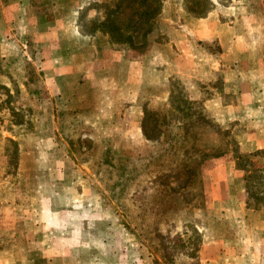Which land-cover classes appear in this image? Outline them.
Here are the masks:
<instances>
[{
    "label": "rangeland",
    "instance_id": "obj_1",
    "mask_svg": "<svg viewBox=\"0 0 264 264\" xmlns=\"http://www.w3.org/2000/svg\"><path fill=\"white\" fill-rule=\"evenodd\" d=\"M209 8V0H171L166 3L165 0H0V73L9 74L6 69L10 67L14 71L12 76L21 73L28 82L27 91L20 90L13 78L10 84L0 82V122H22L25 129L20 146L18 141H11L5 148L10 182L19 180L20 151L25 150V146L34 150L29 147L34 142L42 144L39 150L44 152L37 171L57 179L61 189H67L64 187L68 182L62 180L63 174L66 177L89 175L86 177L85 174L90 191L76 203L78 209L62 212L58 222H53L52 213H42L40 232L44 235L53 233L54 242L49 250L58 253L59 264H230V254L236 251L264 253L262 242L236 243L241 235L257 238L261 236L259 230L264 235L260 223L264 220V212L257 216L248 210L243 216L236 207L238 199L242 202L243 197L247 208L255 211L264 207V180L257 178L255 172V168H259L264 173V147L261 144L264 119L256 116L253 120L252 117V122L247 124L215 114L213 108L216 105L208 100L216 88L221 87L218 73H209L203 80L193 79L189 85L175 75L165 86L168 90L166 99L154 110L147 105L156 90L152 91L150 85L142 83L139 104L144 106L142 118L146 120L145 129L152 138L159 136L158 124L159 127L163 123L172 124L176 118L170 116L163 122L160 121L163 115L156 120L151 113L166 114L173 100L196 101L193 98L195 88L202 91L203 101H196V107L203 111L207 120L198 115L192 122L188 121L187 126L195 123L198 130L202 127L205 132L196 133L203 136L198 149L203 145L211 154L203 160V154L199 153L200 156L192 159L186 168L179 158L188 155L184 148L189 149L186 144L193 141L194 132L190 133L192 140L185 144L169 141L166 135L169 132L157 142L145 137L127 139L125 130L87 135L89 133L84 129L90 126L87 122L96 120V109L82 111L80 108L73 113L64 107L71 93L77 99L81 93L89 96L88 90L77 89L60 75L59 80H52L57 70L69 66L67 56L70 53L66 44L81 45L77 33H70L68 24H75L78 31L87 36H93L97 30L107 36L102 28L108 22L117 35L115 38L122 42L112 46L124 49V58L137 61L139 67L135 66L133 73L139 76L143 60L155 54L153 47L168 38L169 29L162 22L166 11L173 13V22L180 25L184 24L178 17L181 13L204 15ZM62 15L75 19H58ZM106 17L112 21H105ZM52 22L53 27L50 26ZM94 43L96 40H88L89 45ZM200 44L197 45L199 51L218 50L216 41ZM87 57L97 58L92 57V51ZM178 62L181 65L189 63L184 56L183 60L178 58ZM135 82L140 85V78L137 77ZM49 87L61 93L70 88L69 95L63 93L54 100L58 95L51 98ZM30 94L34 97L30 98ZM52 107L60 108L57 133L54 131L56 123L50 116ZM110 116L104 111L98 122L114 123L116 118ZM243 126L250 130V152L240 150ZM10 128L14 134H19L15 128ZM54 140L58 141L57 146H53ZM218 152L222 155L214 157ZM34 171L24 172L21 177L19 192L25 198L19 204L24 208L31 205L48 208V198L42 201L29 199ZM247 171H252L249 181L245 179ZM81 183L78 181L77 190ZM211 257H219L216 258L219 262L214 263ZM256 257L255 254L252 256L253 259Z\"/></svg>",
    "mask_w": 264,
    "mask_h": 264
},
{
    "label": "crops",
    "instance_id": "obj_2",
    "mask_svg": "<svg viewBox=\"0 0 264 264\" xmlns=\"http://www.w3.org/2000/svg\"><path fill=\"white\" fill-rule=\"evenodd\" d=\"M170 1L165 0V3ZM209 3L210 8L204 15L195 16L186 11L181 13L182 15L178 17L182 18L184 24L180 25L173 22V13L169 11L164 13L162 22L169 29L168 38L156 48L153 47L152 51L155 54L143 60L139 76L133 73L135 66H138L137 61L124 58L122 54L124 49L114 48L104 33L98 30L93 36H87L80 33L75 24H68L70 33H77V39L81 45H76L74 42L66 44V50L70 53L67 56L69 66L65 70H57L52 80H59L60 75L68 84L73 83L77 89L88 90L89 96L81 93L82 96L79 95L76 99L73 93L68 94L70 88L66 90L67 92L61 93L54 92L55 89L49 87L48 93L51 98L54 94L58 95L54 100L60 98L59 95L67 93L69 106L67 104L64 107L67 111L75 113L80 108H83L82 111H86V108L96 109V120L87 122L90 126L84 129L86 133H89L87 135H92V132L125 130L128 132L127 139L134 140L144 137L142 131L144 106L139 104L142 83L150 85L152 91L156 90L150 95V102L147 105L149 109L154 110L158 103L160 106L161 101L166 99L168 90L165 86L174 79L175 75L178 78L181 77L182 83L189 85L192 84L193 79L203 80L209 73H218L221 78V87L216 88L217 90L208 100L216 105L213 108L214 113L226 119L241 120L239 123L243 120L247 124L252 122V117L253 120L256 116L264 119V0H209ZM69 18L73 21L75 19L74 16L69 15H62L58 19L68 20ZM54 22H57L56 17ZM50 26L53 27V22ZM90 38L97 43L89 45ZM211 41L217 42L216 52L197 49V45H201L200 42ZM90 51H92V57L95 55L97 58L94 60H91V57L88 58ZM183 56L189 63L181 65L178 62V58L183 60ZM6 70L10 73L5 74V71L0 73V82L10 84L13 78L20 90L27 91V78L21 73L17 77L12 76L14 71L10 70V67ZM137 77L140 78V85L135 82ZM194 92L193 98L196 101H203L202 91L195 88ZM29 96L34 97L32 94ZM223 100L228 102L223 103ZM59 110L60 108L52 107L50 112L52 122L56 123V126L54 125L56 133L59 131L57 126ZM97 110L100 116L104 111L105 114L114 115L115 122L106 121V125L101 124L98 122ZM10 127L15 128L14 130L19 134H14ZM249 131L248 127L246 129L242 127L240 150L243 152L252 151V142L248 138ZM23 133L25 129L22 122L13 121L12 124L0 122V264H59L58 253L49 250L54 242L53 233L44 235L40 232L42 213H52L53 222H58L62 212H70L71 209L76 208V203L90 191L86 180L89 175L83 173V177H78L71 174L70 177H66V174H63L65 177L62 180L68 182L64 187L67 189H61L57 179L43 171H37L38 163H42L44 158V152L39 150L43 147L42 144L34 142L29 146L34 150L27 149L25 146L23 148L25 150L20 151L17 172L19 180L10 182L6 167L7 159L4 158L6 157L5 148L11 141H18L20 146L21 137L25 135ZM261 144L264 147V141ZM57 145L58 141L54 140L53 146ZM30 170L35 171L32 174L29 199L39 198V201H42L48 198L50 205L48 208L39 206L34 208L32 205L24 208L19 204L25 198L19 192L21 177L24 172ZM78 181L82 183L81 188L77 190ZM33 191L36 193L33 194ZM230 194H232L231 190ZM230 205H232L231 202ZM236 207L240 209L243 216L248 214L246 213L248 210L253 211V214L257 216L264 212V207L255 211L247 208L245 197L242 198V202L238 199ZM28 212L30 215L27 214ZM34 214H38V217L33 216ZM260 223L261 229L264 228V220ZM259 231L260 237L248 239L241 235L242 237H238L236 243L239 242L242 245H248L249 242L264 243L263 231ZM252 253V250L248 253L236 251L230 254V264L264 263V253ZM254 254L257 256L256 259L252 258ZM216 258L219 259V257ZM216 258L211 257V260L217 263L219 260Z\"/></svg>",
    "mask_w": 264,
    "mask_h": 264
},
{
    "label": "trees",
    "instance_id": "obj_3",
    "mask_svg": "<svg viewBox=\"0 0 264 264\" xmlns=\"http://www.w3.org/2000/svg\"><path fill=\"white\" fill-rule=\"evenodd\" d=\"M109 18L110 17H106L105 21H107V20L112 21V20H109ZM107 23H106V25L104 23V25L106 27L104 26V28H102V29H103V31L105 30L104 32L107 34L110 44L111 45L122 44L121 41H119L115 38V37H117L115 31L113 32V29L111 28L110 25L108 26ZM152 23H154V20L152 21ZM123 43H125V42H123ZM127 44L128 43H126V45ZM175 100H177V99H175ZM151 115L153 117H155L156 120H158L157 117H159V115H163V117L160 118V121H163V122L166 121L167 119H169L170 116H174L176 118V120L172 124L163 123L162 127H159V124H158L159 129H156V131H157L159 136L156 138H152L147 134L148 132L145 129V123H146L145 121L146 120L143 118V120H142V131H143L144 137L148 141L157 142V141H159L160 138H162L163 135H165L166 132H169L168 134H166L169 137V141H174L178 144H183V143L185 144L186 142L192 140L190 133L191 134H192V132L195 133V134H193V137H194L193 141L191 143L188 142V144H186L189 146V149L184 148V150H188L187 151L188 155L186 154L184 159L179 158V162H182L184 168H186L189 165V163L191 162L192 159H195L197 156L199 157L200 156L199 153L203 154L202 155L203 160L207 159L209 154H211L210 151L203 148V145L201 146V148L203 150L200 149V147L198 149L199 142H200V140H202L203 136L201 134H196V133L201 132V131H202L201 133H204L205 131L202 129V127H200L198 130L197 128L199 126L196 125L195 123H193V125L191 124L189 127L187 126L188 121L192 122L193 117L196 116L198 118V115H199V117H203V119H205V121L207 120L203 111L196 107V101H192L189 99H183V98L178 100V101L173 100V102L171 103V107L166 114L165 113L159 114V112H156L153 114L151 113ZM151 115H149V116H151ZM146 119H147V117H146ZM210 120H212V119H210ZM210 120L208 121L209 123H210ZM213 122H215V120ZM173 124H174V126H173ZM217 125H218V128L221 130L222 129L221 125L218 123H217ZM182 146H184V145H182ZM190 149H192L193 151H196V152L190 153V151H189ZM213 150H216V149H213ZM220 154L221 153L218 152L217 154L214 155V157H217ZM240 156L241 155L237 156V158H240ZM247 172L248 173H246L245 179H246V181H249V178L251 176L252 171H247ZM255 172H256L257 178H260V179L262 178L264 180V173H263L262 169L255 168ZM202 178H204V176H202ZM246 191L249 193L248 189H246ZM259 196H261V195H259ZM262 205H264V203H262ZM249 208H251V207H249Z\"/></svg>",
    "mask_w": 264,
    "mask_h": 264
}]
</instances>
